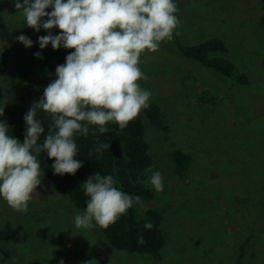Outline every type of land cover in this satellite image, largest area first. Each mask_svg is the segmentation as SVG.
<instances>
[{
  "label": "rangeland",
  "instance_id": "obj_1",
  "mask_svg": "<svg viewBox=\"0 0 264 264\" xmlns=\"http://www.w3.org/2000/svg\"><path fill=\"white\" fill-rule=\"evenodd\" d=\"M174 2L180 25L173 39L140 58L148 79L139 83L171 125L164 133L144 118L149 168L162 174L164 189L139 213L148 207L163 212V259L117 250L96 226L78 229L74 218L83 210L41 172L42 183L26 213L0 199V226L10 221L13 228L11 238L0 242V264H231L239 257L241 264H264V30L259 2ZM0 12L13 33L32 42L49 34L27 27L14 0H0ZM50 32L59 34L57 28ZM213 36L227 43V56L248 75L247 84L186 58L174 42L176 37L191 45ZM24 94L7 65L0 64V106ZM174 148L192 156L185 178L175 173ZM150 176L147 171L148 182Z\"/></svg>",
  "mask_w": 264,
  "mask_h": 264
},
{
  "label": "clouds",
  "instance_id": "obj_2",
  "mask_svg": "<svg viewBox=\"0 0 264 264\" xmlns=\"http://www.w3.org/2000/svg\"><path fill=\"white\" fill-rule=\"evenodd\" d=\"M27 27L48 35L38 37L40 49L49 44L56 50L70 49L65 63L55 69L56 79L43 89V95L24 115V140L9 135L6 122L0 120V199L15 211L27 212L28 203L41 185V166L37 156L47 154L53 159L56 175H74L83 166L74 159L77 145L74 136L107 133L110 122L124 129L149 107L152 93L141 87L147 80L141 70V56L156 52L161 42L171 41L180 25L174 0H14ZM51 8V12H46ZM47 17L42 21V18ZM57 28L58 35L50 30ZM26 48L32 40L21 34L15 38ZM42 58L40 52L34 53ZM52 117L48 134L37 118V110ZM4 109L0 108V116ZM109 149L98 144L95 152ZM151 172L149 182L157 192L164 189L159 171ZM112 175L95 173L84 181L89 199L85 210L75 215L78 229L94 226L107 229L127 213L134 204H142L138 196H130L117 186ZM151 229L149 221L144 225ZM138 243H144L143 237ZM94 260L84 264H93ZM59 264H64L63 260Z\"/></svg>",
  "mask_w": 264,
  "mask_h": 264
},
{
  "label": "trees",
  "instance_id": "obj_3",
  "mask_svg": "<svg viewBox=\"0 0 264 264\" xmlns=\"http://www.w3.org/2000/svg\"><path fill=\"white\" fill-rule=\"evenodd\" d=\"M261 14L259 24L264 30V0H258ZM0 12V40L2 49L0 64H6L10 75L18 81L24 89V97L20 100L8 102L0 106L4 115L0 120L9 126L8 133L21 143L24 140L25 121L24 115L31 105L43 95V89L56 79L55 69L65 63V57L70 49L60 47L54 50L49 44L44 49L39 48L38 41L26 48L15 38ZM174 42L178 51L186 58H191L202 67L213 70L224 78H231L238 84H247L248 75L238 71L235 62L227 56L229 47L218 36H213L195 44H185L175 37ZM40 52L42 58H37L34 53ZM205 101H214V97H202ZM37 118L42 122L45 132L40 136L38 143H43L48 134L49 126L53 123L52 117L43 110H37ZM155 129L168 133L171 125L165 116L164 110L157 101L150 100L149 107L141 111L139 116L120 129L117 124L110 122L106 125L107 133L92 135L95 126H89L88 136L76 134L74 141L77 145V154L74 159L82 161L83 166L74 175H56L53 172V159H49L46 152L37 156L41 172L52 181L55 186L74 202L75 206L85 210L89 199L84 192V181L95 173L102 176L112 175L117 180V187L130 196H138L142 204H134L125 215L107 229L96 226L103 237L117 250L127 253L148 254L154 260L163 259L162 248L165 244L163 230V212L155 207L146 208L139 213L140 206L150 203L156 191L147 181V169L151 165L149 142L147 139L146 121ZM108 143L109 149L102 153L95 152L98 144ZM172 161L175 173L185 178L190 169L192 156L181 148H174ZM151 222L153 227L145 229L144 225ZM13 235L10 221H5L0 226V242H5ZM143 237L144 243H138V238ZM231 264H241L240 257Z\"/></svg>",
  "mask_w": 264,
  "mask_h": 264
}]
</instances>
